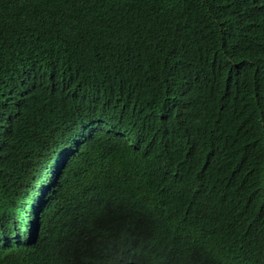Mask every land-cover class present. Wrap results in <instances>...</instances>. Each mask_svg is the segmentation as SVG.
I'll list each match as a JSON object with an SVG mask.
<instances>
[{
	"label": "trees",
	"instance_id": "trees-1",
	"mask_svg": "<svg viewBox=\"0 0 264 264\" xmlns=\"http://www.w3.org/2000/svg\"><path fill=\"white\" fill-rule=\"evenodd\" d=\"M178 1L0 0V264H264V0ZM92 94L175 168L57 178Z\"/></svg>",
	"mask_w": 264,
	"mask_h": 264
},
{
	"label": "clouds",
	"instance_id": "clouds-1",
	"mask_svg": "<svg viewBox=\"0 0 264 264\" xmlns=\"http://www.w3.org/2000/svg\"><path fill=\"white\" fill-rule=\"evenodd\" d=\"M185 4L178 0H174V7L171 14L178 19H182L184 14ZM185 32L183 29L179 34H183ZM175 33H178V27L175 25H171V29L169 28L167 32H165V36L175 37ZM151 46H156L157 44H150ZM90 104L87 103L89 110H91L93 114V118L89 119H78L71 124L69 127V134L66 138L68 142L67 151L59 157L58 167L52 169L55 171L57 178L64 177L68 182L69 177L67 176V171L72 174V171L77 170L82 162L80 163L79 154L81 152L89 150L93 156L99 155L105 150L116 151L119 150L120 144L124 145L128 148V159L135 160L138 166V176L148 175L151 177L158 173H165L166 169L175 168L173 164L167 165L166 158L168 156L163 157L157 155L153 149H139L135 142L129 143H121L123 139H125V134L118 133L109 127L108 124L103 120L99 119V117L94 116V113L97 110V104L99 100L95 97L94 94L90 97ZM154 118V116H153ZM153 138L159 135L158 131H151ZM120 151V150H119ZM118 153V152H117ZM56 168V169H55ZM66 171V172H65ZM61 180L56 181V197L55 200L61 202V198L63 197V188L67 186V183H63V187L58 186ZM264 197V193H262ZM55 211V210H54Z\"/></svg>",
	"mask_w": 264,
	"mask_h": 264
},
{
	"label": "snow or ice",
	"instance_id": "snow-or-ice-1",
	"mask_svg": "<svg viewBox=\"0 0 264 264\" xmlns=\"http://www.w3.org/2000/svg\"><path fill=\"white\" fill-rule=\"evenodd\" d=\"M121 264H124V262L122 261Z\"/></svg>",
	"mask_w": 264,
	"mask_h": 264
}]
</instances>
